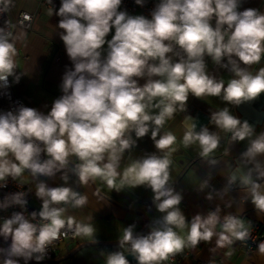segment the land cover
Returning a JSON list of instances; mask_svg holds the SVG:
<instances>
[{"label": "clouds", "instance_id": "1", "mask_svg": "<svg viewBox=\"0 0 264 264\" xmlns=\"http://www.w3.org/2000/svg\"><path fill=\"white\" fill-rule=\"evenodd\" d=\"M135 2L142 4V0ZM121 3L122 0H61L54 14L61 18V39L75 71L65 75L64 95L54 101L47 115L30 107L20 108L17 115H0V181L7 177L15 180L25 170L33 176L51 177L69 164V157L75 156L80 163L74 171L81 185L101 178L110 188H118L117 176H121V184L147 185L164 216L161 227L146 236L133 237L131 227L124 230L121 246L131 245L138 264H162L185 248L211 242L214 236L218 248H230L237 240L246 242L251 231L244 220L226 215L221 221L219 208L187 220L179 208L182 196L168 186L172 162L167 153L174 150L177 137L172 132L161 135L160 131L177 108L185 109L189 94L196 98L222 96L225 102L240 105L264 93V68L255 75L248 70L264 57V13L256 8L239 11V0H161L151 19H147L119 11ZM48 15H53L51 8ZM113 29L114 34L107 39ZM105 45L108 51L102 60ZM174 46L186 58L172 62L167 54L174 51ZM15 55L13 45L0 40V81L5 84L13 75ZM205 55L217 64L227 57L236 78L225 86L222 79L208 75ZM144 76L149 79L141 86L137 78ZM154 76L162 79H152ZM152 108L159 112L152 113ZM211 119L218 128L232 133L234 140L243 141L252 131L247 121L241 124L228 108L213 113ZM195 127L194 123L189 125L183 142L185 146L198 142L201 155L207 156L218 147L219 137L206 127L197 133ZM149 132L157 151L166 154L153 153L136 160L121 175L117 168L122 154ZM41 153L47 159L41 161ZM248 153H264V134L252 141ZM62 178L66 183L68 177ZM258 189L254 183L251 202L264 213V193ZM36 195L42 200L38 214L42 223L34 224L22 213H14L0 226V235L6 240L11 238L9 256L28 259L34 252L43 253L48 244L66 235L62 229L74 226L76 235L92 236L90 226H82L73 216L65 217V208L53 207H83L86 196L68 186L46 187L44 183L38 185ZM22 196L23 193L15 194L13 202L25 205ZM31 215L34 220L37 213ZM184 228L188 229L186 237L174 230ZM257 247L264 255V240ZM3 264H18V260L6 258ZM106 264L129 262L122 252H115L108 255Z\"/></svg>", "mask_w": 264, "mask_h": 264}, {"label": "crops", "instance_id": "2", "mask_svg": "<svg viewBox=\"0 0 264 264\" xmlns=\"http://www.w3.org/2000/svg\"><path fill=\"white\" fill-rule=\"evenodd\" d=\"M8 1L15 2L12 9L15 20L25 11L36 14L33 28L26 31L18 27L11 39L10 44L16 49V55L13 57L15 67L12 79L17 93L26 100L28 106L47 115L54 101L64 95L65 75L75 71V64L67 55L66 47L61 39V34L64 32L58 27L61 18L55 14L49 16L48 9L39 6L40 0ZM247 8H256L264 13V0H239L238 10L243 11ZM113 34L114 29L107 39H111ZM107 51V45H105L101 53L102 60L106 59ZM167 55L171 57L172 62H177L181 57L186 58L185 53L178 46H174V51ZM204 62L207 74L215 77L216 80L222 79L225 86L232 78H236L233 65L229 63L227 57H223L217 64L210 56L205 55ZM240 67L246 66L241 64ZM260 68H264V57L260 63L250 66L248 70L255 75ZM137 79L138 84L142 86L149 77ZM152 79L162 78L154 76ZM237 106L225 102L222 96L196 98L189 94L185 109L177 108L174 117L167 120L160 131L161 135L172 132L177 137L176 144L172 146L174 150L167 153L172 162L168 186L173 189L174 194L179 193L182 196L181 203L184 207L179 206V208L189 221L197 213L206 216L218 208L221 221L224 216L231 213L242 218L247 228L262 220V214L251 202V195L254 183L259 185L258 191L264 193V153H248V149L252 141L264 134V123L256 130L252 129L251 133L240 141L234 140L232 133L218 128L211 119L213 113L228 108L230 114L241 121ZM150 111L158 113L159 109L152 108ZM193 123L196 125L195 132L199 133L206 127L209 133L219 137L218 147L207 156L201 155L202 150L198 142L188 146H185L183 142L185 132ZM241 124H243L242 121ZM150 135L149 132L144 138L138 140L131 153L122 154L117 168L121 175L136 160L153 153L158 156L166 154L157 151ZM131 137L133 140L136 139L134 132L131 133ZM79 163L75 156H71L69 164L60 171H56L55 175L35 179L32 205L34 208H42V200L36 195L40 183H44L46 187L68 186L80 195L86 196L87 203L83 207H73L71 204L53 205V207L65 208L66 211L63 214L65 217L73 216L77 222L93 229L91 237L83 235L77 242L66 243L63 246L66 249L64 253L61 251L60 258L64 259L63 264L69 260L71 264H74L78 259H83L84 264H106L108 255L122 252L125 256L130 251L126 246L121 245L90 244L121 242L124 230L129 227L132 229L133 237L142 234L144 224L140 212L141 199L149 198L154 201L156 217H163L164 213L158 211V202L154 200V193L150 187L121 184V176L116 178L118 188H110L101 178L90 180L87 185H81L74 171ZM64 175L68 177L66 183L62 178ZM18 179L28 181L24 174ZM246 179L247 183H245ZM174 230L184 237L188 231L187 228ZM216 231H220L219 225ZM0 241L8 246L11 245V238L6 240L3 235H0ZM229 251L232 252L230 256L226 255ZM71 253L73 255L69 256ZM181 253L186 254L182 264H264V255L259 251L246 255L234 244L230 248H218L215 236L211 242L202 241L196 248H185ZM3 261L4 258L0 252V264H3ZM162 264L168 263L164 261Z\"/></svg>", "mask_w": 264, "mask_h": 264}, {"label": "built area", "instance_id": "3", "mask_svg": "<svg viewBox=\"0 0 264 264\" xmlns=\"http://www.w3.org/2000/svg\"><path fill=\"white\" fill-rule=\"evenodd\" d=\"M160 2L161 0H142V4H137L135 0H122L119 9L120 11H126L128 14H142L148 19H151L152 12ZM14 6V1L9 2L8 0H0V40H6L8 43L11 42V39L18 27L29 31L33 28V24L36 19L35 13L25 11L19 15L17 20H15L12 15V9ZM39 6L41 8H51L54 14L61 6V0H51V3H48L47 0H40ZM212 23L213 26H215L214 21ZM22 107L29 106L26 100L17 93L14 87L12 75L8 77L7 84L0 81V115H5L9 112L13 115H17L19 109ZM133 149L134 146L125 150L123 154H129L133 151ZM45 158L46 154L41 153L40 160L43 161ZM23 174L28 178V181L24 182L18 178L14 180L11 177H7L6 181H0V226H2L4 220L10 219L14 213H22L26 219H29V221L34 224L39 225L42 223L38 215L41 208H34L32 200L35 193L34 180L45 175L38 174L33 176L29 170H25ZM5 184L6 186H4ZM17 193H23L22 199L26 201L25 205L22 206L13 202V196ZM4 205L7 206L4 207ZM179 206L184 207V204L181 203ZM33 212L37 213L34 220L31 215ZM140 212L143 216V236H146L152 230L161 227L163 217L155 216V205L153 200L149 198L141 199ZM261 214V222L255 223L249 228L251 231V237L246 242L238 240L234 242L235 247L246 255H251L258 251V243L261 240H264V213ZM229 215L240 218L235 213H231ZM79 224L86 226L83 223ZM61 232L66 233V235H61L59 239L48 244L43 253L34 252L33 255L36 257H42L41 260L44 261L54 260L61 256L62 247L66 243L77 242L84 235L83 233L76 235L75 226L71 230L62 229ZM185 256L186 254L179 253L174 257L170 256L165 262L168 264H182Z\"/></svg>", "mask_w": 264, "mask_h": 264}, {"label": "water", "instance_id": "4", "mask_svg": "<svg viewBox=\"0 0 264 264\" xmlns=\"http://www.w3.org/2000/svg\"><path fill=\"white\" fill-rule=\"evenodd\" d=\"M237 109L242 123L247 121L251 129L256 130L264 123V93H261L255 100L241 103ZM125 258L131 264H138L135 255L131 252L126 254Z\"/></svg>", "mask_w": 264, "mask_h": 264}, {"label": "trees", "instance_id": "5", "mask_svg": "<svg viewBox=\"0 0 264 264\" xmlns=\"http://www.w3.org/2000/svg\"><path fill=\"white\" fill-rule=\"evenodd\" d=\"M143 236L142 234H138L134 237ZM90 245H98V246H112V245H121V242L114 243V244H90ZM123 246H126L128 251H130L131 245L130 244H124ZM0 252L4 258H11L13 260H18V264H63L64 259H61L60 257L51 260V261H44V260H37V257L31 254V257L28 259H25L24 257H17V256H9L10 252V246L0 241ZM131 252V251H130ZM74 253V252H73ZM73 253L69 254V256L73 255ZM68 256V257H69ZM74 264H84L83 259H78L74 262ZM131 264V263H129Z\"/></svg>", "mask_w": 264, "mask_h": 264}, {"label": "rangeland", "instance_id": "6", "mask_svg": "<svg viewBox=\"0 0 264 264\" xmlns=\"http://www.w3.org/2000/svg\"><path fill=\"white\" fill-rule=\"evenodd\" d=\"M65 249H66L65 247H62V251H63V253H64ZM64 264H71V263H70V260H69V261H66V262H64Z\"/></svg>", "mask_w": 264, "mask_h": 264}]
</instances>
